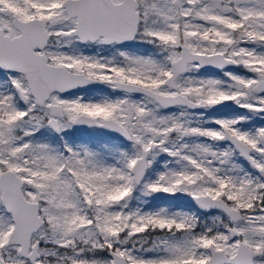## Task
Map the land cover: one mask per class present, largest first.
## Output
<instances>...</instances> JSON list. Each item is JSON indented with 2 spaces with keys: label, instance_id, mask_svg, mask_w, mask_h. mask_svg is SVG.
<instances>
[{
  "label": "snow or ice",
  "instance_id": "obj_1",
  "mask_svg": "<svg viewBox=\"0 0 264 264\" xmlns=\"http://www.w3.org/2000/svg\"><path fill=\"white\" fill-rule=\"evenodd\" d=\"M0 264H264V0H0Z\"/></svg>",
  "mask_w": 264,
  "mask_h": 264
},
{
  "label": "rangeland",
  "instance_id": "obj_2",
  "mask_svg": "<svg viewBox=\"0 0 264 264\" xmlns=\"http://www.w3.org/2000/svg\"><path fill=\"white\" fill-rule=\"evenodd\" d=\"M73 135L75 137H78V138H89L93 134L91 132H88V131H77V132L73 133Z\"/></svg>",
  "mask_w": 264,
  "mask_h": 264
}]
</instances>
